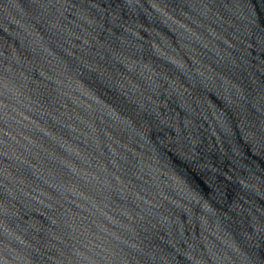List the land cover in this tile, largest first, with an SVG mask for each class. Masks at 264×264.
Returning <instances> with one entry per match:
<instances>
[{
    "label": "water",
    "instance_id": "obj_1",
    "mask_svg": "<svg viewBox=\"0 0 264 264\" xmlns=\"http://www.w3.org/2000/svg\"><path fill=\"white\" fill-rule=\"evenodd\" d=\"M0 264H264V0H0Z\"/></svg>",
    "mask_w": 264,
    "mask_h": 264
}]
</instances>
